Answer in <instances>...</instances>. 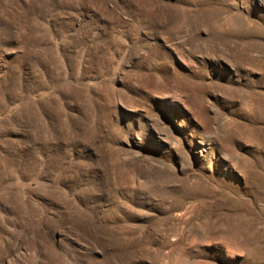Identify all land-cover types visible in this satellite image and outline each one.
<instances>
[{
    "label": "rangeland",
    "instance_id": "obj_1",
    "mask_svg": "<svg viewBox=\"0 0 264 264\" xmlns=\"http://www.w3.org/2000/svg\"><path fill=\"white\" fill-rule=\"evenodd\" d=\"M0 264H264V0H0Z\"/></svg>",
    "mask_w": 264,
    "mask_h": 264
}]
</instances>
